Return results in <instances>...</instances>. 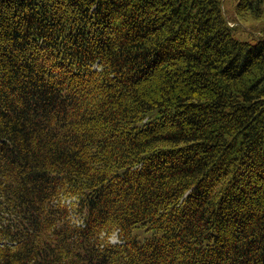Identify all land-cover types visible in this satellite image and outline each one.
<instances>
[{"label":"trees","instance_id":"1","mask_svg":"<svg viewBox=\"0 0 264 264\" xmlns=\"http://www.w3.org/2000/svg\"><path fill=\"white\" fill-rule=\"evenodd\" d=\"M223 5L0 0V264H264V26Z\"/></svg>","mask_w":264,"mask_h":264},{"label":"rangeland","instance_id":"2","mask_svg":"<svg viewBox=\"0 0 264 264\" xmlns=\"http://www.w3.org/2000/svg\"><path fill=\"white\" fill-rule=\"evenodd\" d=\"M237 0H224V10L228 16V18L230 19L229 23L232 26H239L240 27V35L241 37L245 36L247 37V33L250 34L249 31H251L252 29H254L255 33L259 34L260 31H262V28L264 26V20L263 21H256V20H241L240 17H237L236 13H235V4H236ZM243 35V36H242ZM148 234V233H147ZM140 237H143L142 234H140ZM112 240H118L117 236L114 235L112 236Z\"/></svg>","mask_w":264,"mask_h":264}]
</instances>
